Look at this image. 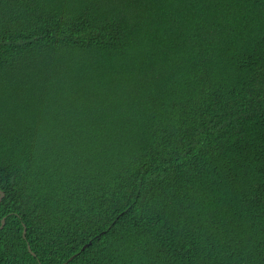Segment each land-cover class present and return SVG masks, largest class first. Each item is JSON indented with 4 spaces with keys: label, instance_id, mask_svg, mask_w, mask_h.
Masks as SVG:
<instances>
[{
    "label": "trees",
    "instance_id": "trees-1",
    "mask_svg": "<svg viewBox=\"0 0 264 264\" xmlns=\"http://www.w3.org/2000/svg\"><path fill=\"white\" fill-rule=\"evenodd\" d=\"M0 191V264H264V0H0Z\"/></svg>",
    "mask_w": 264,
    "mask_h": 264
},
{
    "label": "water",
    "instance_id": "water-1",
    "mask_svg": "<svg viewBox=\"0 0 264 264\" xmlns=\"http://www.w3.org/2000/svg\"><path fill=\"white\" fill-rule=\"evenodd\" d=\"M4 196H5V194L2 191H0V203L2 202ZM2 223H3V226H4L5 222L3 221ZM25 234H26V230L24 231V236H25Z\"/></svg>",
    "mask_w": 264,
    "mask_h": 264
}]
</instances>
